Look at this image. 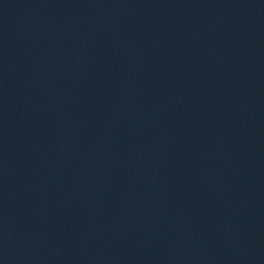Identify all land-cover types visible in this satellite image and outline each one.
Here are the masks:
<instances>
[{"label":"water","instance_id":"1","mask_svg":"<svg viewBox=\"0 0 264 264\" xmlns=\"http://www.w3.org/2000/svg\"><path fill=\"white\" fill-rule=\"evenodd\" d=\"M0 264H264V0H114L0 141Z\"/></svg>","mask_w":264,"mask_h":264}]
</instances>
